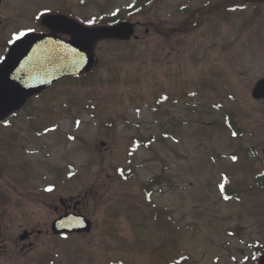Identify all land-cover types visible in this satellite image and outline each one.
Masks as SVG:
<instances>
[{
    "label": "rangeland",
    "instance_id": "374dc122",
    "mask_svg": "<svg viewBox=\"0 0 264 264\" xmlns=\"http://www.w3.org/2000/svg\"><path fill=\"white\" fill-rule=\"evenodd\" d=\"M42 1L36 0V6ZM78 1L82 0H45L42 7L59 10L65 4V8L85 19L95 20L122 12L131 2L84 0L82 6ZM187 1L159 0L130 20L140 23L142 29L143 25L153 23L163 26L171 19L172 10ZM198 7L199 1L193 0L191 8ZM139 36L143 35L139 32ZM184 44L183 48L182 41H173L175 49H184V56L180 64L178 56L172 55L175 60L171 59L169 64L167 41L155 35L143 36L136 43L113 40L96 43L94 54L100 63L89 80L84 84L82 79L60 82L37 101L41 107V127H47L44 115L48 116L51 120L48 126L53 125L52 131L55 128L64 140L56 143L55 138L61 136L44 139L48 133L43 136L39 133L37 137L26 133L23 137L29 149L35 148L39 136L44 139L40 157L32 159L52 165L68 161L76 170L74 179L80 180V185L97 184L98 194L107 195L105 201L112 205L107 214L119 207L116 210L123 214L138 211L149 217L160 212L155 204L170 209L173 224L169 236L172 241L176 239L172 263L187 257V264H251V247H264V190L256 182L264 171L261 159L264 105L250 97L253 85L264 77V7L256 10L252 5H244L232 11L227 19L211 16L200 29L186 34ZM5 46L2 49L0 45V55ZM184 86L186 98L181 107L157 103L164 96L168 99L171 94L177 96ZM51 97L56 102L47 107ZM69 103L79 110L83 103L89 110L81 114L71 109L64 114ZM157 105L169 120L174 141L169 138L161 142L162 121L157 122L158 116L152 109ZM227 113L238 127L245 128L241 138L233 140L228 131L225 135L221 131L216 134L211 127L200 128L207 123L224 126ZM103 123H108V127ZM101 126L103 130L99 133ZM25 127L28 126L24 125L22 130ZM2 134L0 131V138ZM150 135L156 142L132 158L137 166L136 176L121 181L119 164L131 159L125 156L130 140L135 136L148 139ZM101 141L107 144V150L99 147ZM204 150H209L206 155ZM233 155L237 156L235 164H231ZM215 158L217 162L213 164ZM43 165L41 169L47 179L60 181L51 166ZM158 174L171 180L173 188H157L152 204L146 203L141 185ZM223 175L229 178V189L235 195L232 199L222 198ZM101 179L112 187L107 194L101 189ZM12 212L16 216L20 210ZM128 223L122 220L120 227L126 228ZM147 230L159 245L163 232L158 233L152 224H148ZM123 235L134 237L137 232L132 230ZM147 244L144 238L138 240L137 247L121 243L116 246L119 252L114 254L126 256V248L142 251ZM67 249L73 253L69 259L74 262L78 247ZM241 251L249 255L246 263L241 262ZM138 256L142 261L143 257Z\"/></svg>",
    "mask_w": 264,
    "mask_h": 264
},
{
    "label": "water",
    "instance_id": "95a60500",
    "mask_svg": "<svg viewBox=\"0 0 264 264\" xmlns=\"http://www.w3.org/2000/svg\"><path fill=\"white\" fill-rule=\"evenodd\" d=\"M124 28L125 26L114 29L86 30L83 32L84 39L82 38L85 41L76 36L75 39H78L76 40L78 42L75 43L74 41L68 45L52 40L50 42L44 41V38L38 36H30L17 43L11 48L6 63L0 70L14 69L17 72L24 67L30 54L37 55V60L43 63L42 72L39 69V74L42 73L43 76L42 85L31 84L27 88L24 85L13 92L8 90L10 96L6 98L4 103L0 104V108H3L8 114L19 107L28 94L45 88L52 81L66 75H76L88 71L94 65V59L89 55L92 40L117 36ZM76 32L80 34L78 30ZM252 95L256 99L264 98V80L256 84Z\"/></svg>",
    "mask_w": 264,
    "mask_h": 264
},
{
    "label": "flooded vegetation",
    "instance_id": "af4514ba",
    "mask_svg": "<svg viewBox=\"0 0 264 264\" xmlns=\"http://www.w3.org/2000/svg\"><path fill=\"white\" fill-rule=\"evenodd\" d=\"M10 3L11 1L10 0H1L0 2V27L2 28L1 30V33L3 34H6L7 33V26H8V19H7V10L10 6ZM3 37V42L6 41L7 38L9 37H4V36H1ZM6 122V120L0 122V127L3 128L2 125H4ZM4 132V130H2ZM1 145L3 146V148L1 149L0 148V159H2V161L4 162L3 163V169L5 166H10V151L12 149L11 147V138H10V133L8 132H5L2 134V137H1ZM14 167L17 166L16 163L13 164ZM3 171V170H2ZM6 175H10V173L6 174ZM6 175L3 176V182H6V184L9 186L11 182H13L14 180H11V179H7L6 178ZM92 190H89L87 193H85V197L88 196V193L91 192ZM7 197L9 198L10 197V193L8 192V189H6L5 191H3V195L0 196V230L4 227L3 225V222H2V215H3V211H4V206H5V201L7 199ZM37 199H39L38 197H36ZM6 207L10 210L11 207H12V203L10 201H8L6 203ZM33 209H38L37 206H34ZM81 203L79 204H76V205H73L71 206L70 204H66V203H61V210L59 211L57 208H54L53 211L54 213H65V212H68L70 210H75L74 212H77V213H81ZM35 217V220H36V224L34 225H30V226H24L23 228H21V230H28L30 234L29 236V239L34 237V236H37L39 234H41L43 232V230H45L46 234L49 232V229H50V226H44L43 228H39L42 224L41 220H42V215H41V212L39 213H36L33 215ZM87 218H89L87 215H85ZM14 217V213L12 211H8L6 213V218L7 219H11ZM18 217L20 219H26V216L25 215H22V213H19ZM9 228V226L7 227V229ZM36 234V235H35ZM32 241H31V244L32 245ZM0 244H2L0 242ZM1 247V250H2V246L0 245ZM22 262L23 263H27V260L26 258L22 259Z\"/></svg>",
    "mask_w": 264,
    "mask_h": 264
},
{
    "label": "bare ground",
    "instance_id": "6f19581e",
    "mask_svg": "<svg viewBox=\"0 0 264 264\" xmlns=\"http://www.w3.org/2000/svg\"><path fill=\"white\" fill-rule=\"evenodd\" d=\"M36 63L37 56L34 54H30L28 61L25 63V66L16 72V76L12 74L5 75L7 84L17 88L20 85V81L17 79V77H23L26 80H31L30 73L39 74V69L37 65H35ZM2 90L5 91V88L3 87Z\"/></svg>",
    "mask_w": 264,
    "mask_h": 264
},
{
    "label": "snow or ice",
    "instance_id": "6c2138e0",
    "mask_svg": "<svg viewBox=\"0 0 264 264\" xmlns=\"http://www.w3.org/2000/svg\"><path fill=\"white\" fill-rule=\"evenodd\" d=\"M41 15H43V14H41ZM37 19H39V17H37ZM23 35H25V33H21L19 36H16L15 39L16 40H20L21 39V36H23ZM233 135H235V134H233ZM47 191H51V189H47Z\"/></svg>",
    "mask_w": 264,
    "mask_h": 264
}]
</instances>
